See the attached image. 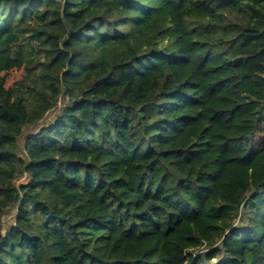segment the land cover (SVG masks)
Here are the masks:
<instances>
[{"label": "trees", "instance_id": "trees-1", "mask_svg": "<svg viewBox=\"0 0 264 264\" xmlns=\"http://www.w3.org/2000/svg\"><path fill=\"white\" fill-rule=\"evenodd\" d=\"M0 264H264V0H0Z\"/></svg>", "mask_w": 264, "mask_h": 264}, {"label": "rangeland", "instance_id": "rangeland-1", "mask_svg": "<svg viewBox=\"0 0 264 264\" xmlns=\"http://www.w3.org/2000/svg\"><path fill=\"white\" fill-rule=\"evenodd\" d=\"M24 75L23 70L22 69H12L10 71H8L7 73H5L6 76V87L11 86L16 80L22 78ZM60 103H58L59 106ZM57 108L48 111L45 116L36 124L32 125L31 127H29V129H27L24 133V135L26 134H30V133H35L39 130V128L44 125V124H48L49 121L52 120L54 114L56 113ZM22 137L20 139V143H22ZM27 181V176L26 175H22L20 177H18L15 181V185L18 186L21 183H24ZM15 213H16V209L15 208H11L10 210H8L5 215L3 216V227H2V232L5 231V229L7 227H9L13 222H14V217H15Z\"/></svg>", "mask_w": 264, "mask_h": 264}]
</instances>
